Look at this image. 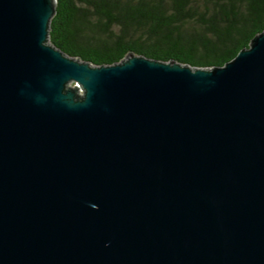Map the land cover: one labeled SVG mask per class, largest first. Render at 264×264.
I'll use <instances>...</instances> for the list:
<instances>
[{"label": "water", "instance_id": "1", "mask_svg": "<svg viewBox=\"0 0 264 264\" xmlns=\"http://www.w3.org/2000/svg\"><path fill=\"white\" fill-rule=\"evenodd\" d=\"M55 6L0 0V264H264V31L212 70L97 67Z\"/></svg>", "mask_w": 264, "mask_h": 264}, {"label": "trees", "instance_id": "2", "mask_svg": "<svg viewBox=\"0 0 264 264\" xmlns=\"http://www.w3.org/2000/svg\"><path fill=\"white\" fill-rule=\"evenodd\" d=\"M263 31L264 0H56L48 43L97 67L135 54L212 70Z\"/></svg>", "mask_w": 264, "mask_h": 264}, {"label": "rangeland", "instance_id": "3", "mask_svg": "<svg viewBox=\"0 0 264 264\" xmlns=\"http://www.w3.org/2000/svg\"><path fill=\"white\" fill-rule=\"evenodd\" d=\"M70 86H71V87H75L76 84H75L74 82H72V83L70 84Z\"/></svg>", "mask_w": 264, "mask_h": 264}]
</instances>
